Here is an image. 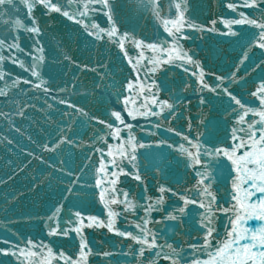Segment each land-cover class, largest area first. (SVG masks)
Instances as JSON below:
<instances>
[{
	"label": "snow or ice",
	"instance_id": "1",
	"mask_svg": "<svg viewBox=\"0 0 264 264\" xmlns=\"http://www.w3.org/2000/svg\"><path fill=\"white\" fill-rule=\"evenodd\" d=\"M219 3L202 19V0H0V184L38 168L28 190L56 197L44 216L6 219L46 236H0V264H264V223L245 226L264 222V0ZM58 25L86 43V62ZM210 36L231 50L214 68L185 46ZM23 195L7 193L0 211ZM86 229L120 241L94 243Z\"/></svg>",
	"mask_w": 264,
	"mask_h": 264
},
{
	"label": "water",
	"instance_id": "2",
	"mask_svg": "<svg viewBox=\"0 0 264 264\" xmlns=\"http://www.w3.org/2000/svg\"><path fill=\"white\" fill-rule=\"evenodd\" d=\"M202 3L204 5L201 11L202 19L204 17L211 18L213 12L219 13L223 10L221 4L219 3V0H202ZM57 28L62 30L65 43L67 44V49H66L67 54L73 56L74 58L79 59L82 62H86L89 56L91 55L90 52L87 50L86 43L77 38L74 30H71L70 32L68 30H64L63 25H58ZM138 31H143L145 32V34L151 36L153 35L155 29L146 20L142 19L139 22ZM53 32H56V28L50 29L44 36L45 44L49 49H53L56 47V42L52 38ZM60 34L61 33L58 32L57 36H59ZM69 34L71 35V40L68 39ZM185 46L187 48H194L198 52L199 56L204 59L205 63L209 66V68H214L220 63L219 58L221 54H228L231 52L227 42L219 43L217 39H214L211 36L206 41L194 40V41L188 42ZM93 58H94V55H93ZM52 71L54 73H59L60 69L57 67V68H53ZM73 71H78V70H75V69L69 70L67 66H65V72H67L68 79H72ZM169 75H172V73H170ZM64 78L65 77L62 75H57V79L59 81H63ZM90 79H91L90 75L82 76L83 83H88ZM196 105H197V101L193 98L192 106H191V114L193 115V117H195L196 120H199L200 117L196 115L198 111ZM204 115L209 120H213V121L217 117V113L211 112L210 110H208L207 106H206ZM176 123L178 125L183 124L184 120L181 119L177 121ZM222 129H223V126H221V130L219 132L220 135L223 134ZM210 130H212L211 126H210ZM8 158H9L8 153L3 148H0V177H3L4 174L8 172V169L5 166ZM13 159H15V157H13ZM148 163L149 161L144 160L143 158L140 160V165L142 168L146 167ZM32 168H36L35 162L33 163ZM33 174L39 176L40 175L39 169L36 168V171L34 173L31 170H29L26 173L28 177L27 179L25 178V175H21L9 181L6 185L0 184V198L5 197L7 193L12 192V191L24 193L22 198H19L18 200L14 202V204L12 205L11 211L7 213L0 211V236H6L9 234V232L21 233L25 236V238H28L29 236H34L37 240L44 238L46 236V229H44V226L42 223H39L37 221H32L30 223L21 221L19 223H15L11 225L6 222L7 218L16 219L17 217L20 216V214H32L37 217L44 216L46 215L48 211V207L51 204V202L56 199L55 196H44V195H41L40 197L33 196V194L28 190V187H30L29 180L31 179V176ZM146 175H149L150 191L154 192L155 188L153 187V185L156 184V181L152 179L150 174L146 173ZM121 179L123 180L124 178L121 177ZM169 179H171V177H169ZM187 179L188 177H186L183 174V171L181 168V182L184 183ZM161 182H167V181L162 180ZM128 186H131L134 192L139 191V189H137L136 187L135 181H131L129 179L122 185V187H128ZM217 187L220 189H223L224 181L221 180L219 184L217 185ZM45 191H48V190L45 189ZM220 194L222 195L223 193L221 192ZM85 207H87L89 211H92L94 213L101 212L102 214L101 205L99 204L98 201H96L94 204L86 201ZM225 219L226 218H224L223 213L219 214V220L221 224V227L219 230L221 231V233L223 232L222 225L225 222ZM260 223H264V222H261L255 218H252L245 222V226L249 228H255ZM85 234L87 235L88 239L94 243H99L102 240L106 241L105 246L111 243H119L120 241L119 237H112L109 240L108 237H111L112 234L107 233L106 231L102 232L101 230L94 231L92 229H86ZM120 264H123V261H121Z\"/></svg>",
	"mask_w": 264,
	"mask_h": 264
}]
</instances>
